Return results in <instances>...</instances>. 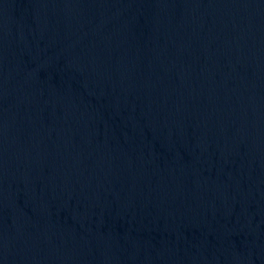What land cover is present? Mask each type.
Listing matches in <instances>:
<instances>
[{"label": "water", "instance_id": "95a60500", "mask_svg": "<svg viewBox=\"0 0 264 264\" xmlns=\"http://www.w3.org/2000/svg\"><path fill=\"white\" fill-rule=\"evenodd\" d=\"M0 264H264V0H0Z\"/></svg>", "mask_w": 264, "mask_h": 264}]
</instances>
